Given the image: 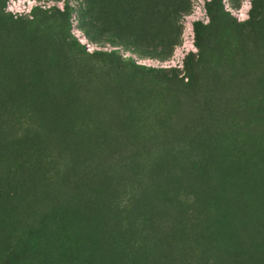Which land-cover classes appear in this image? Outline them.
<instances>
[{"label":"rangeland","instance_id":"rangeland-1","mask_svg":"<svg viewBox=\"0 0 264 264\" xmlns=\"http://www.w3.org/2000/svg\"><path fill=\"white\" fill-rule=\"evenodd\" d=\"M0 264H264V0H0Z\"/></svg>","mask_w":264,"mask_h":264}]
</instances>
